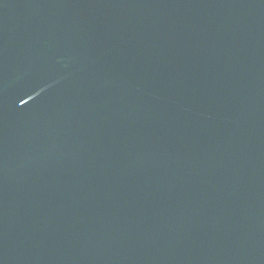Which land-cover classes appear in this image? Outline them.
I'll use <instances>...</instances> for the list:
<instances>
[{"label":"water","instance_id":"95a60500","mask_svg":"<svg viewBox=\"0 0 264 264\" xmlns=\"http://www.w3.org/2000/svg\"><path fill=\"white\" fill-rule=\"evenodd\" d=\"M0 264H264V0H0Z\"/></svg>","mask_w":264,"mask_h":264}]
</instances>
